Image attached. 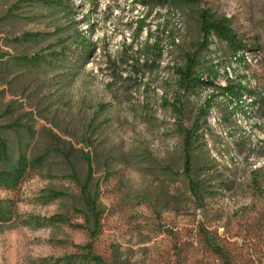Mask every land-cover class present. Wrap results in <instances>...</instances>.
<instances>
[{
  "label": "rangeland",
  "instance_id": "374dc122",
  "mask_svg": "<svg viewBox=\"0 0 264 264\" xmlns=\"http://www.w3.org/2000/svg\"><path fill=\"white\" fill-rule=\"evenodd\" d=\"M59 2L0 0V264H264V0Z\"/></svg>",
  "mask_w": 264,
  "mask_h": 264
},
{
  "label": "trees",
  "instance_id": "16d2710c",
  "mask_svg": "<svg viewBox=\"0 0 264 264\" xmlns=\"http://www.w3.org/2000/svg\"><path fill=\"white\" fill-rule=\"evenodd\" d=\"M159 2L160 5H165L167 2H174L175 0H156ZM179 1H186V0H179ZM32 2H36L39 4H43L46 6H54L59 5V0H32ZM148 0H141V3L143 5H147ZM200 31L202 34V45L205 47H208L210 43H212V38L216 42H223L225 43L229 49L232 51L234 56H238L237 58L242 59L243 58V52L244 49L247 47L240 41L238 35L233 31L231 26L228 24L227 19L225 18H214L212 15H210L207 12H202L200 15ZM28 35V34H27ZM29 37H32V35H28ZM88 53L87 49L82 47L80 51V56H85ZM26 60V58H25ZM242 87H235L234 85H225L222 89L225 93H229L230 95H239V92H241ZM189 134V133H188ZM185 137L184 141V168L189 169L190 164V155H189V140L191 139V136L188 135ZM86 200L91 202L88 196H86ZM92 207V203H90ZM93 221H96V216L92 215Z\"/></svg>",
  "mask_w": 264,
  "mask_h": 264
}]
</instances>
